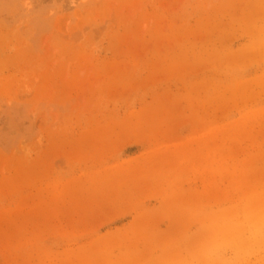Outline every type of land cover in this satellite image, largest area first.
<instances>
[{
	"label": "rangeland",
	"instance_id": "rangeland-1",
	"mask_svg": "<svg viewBox=\"0 0 264 264\" xmlns=\"http://www.w3.org/2000/svg\"><path fill=\"white\" fill-rule=\"evenodd\" d=\"M0 264H264V0H0Z\"/></svg>",
	"mask_w": 264,
	"mask_h": 264
}]
</instances>
